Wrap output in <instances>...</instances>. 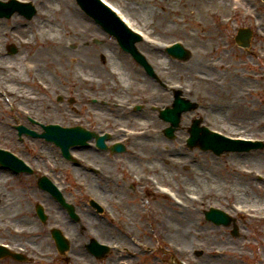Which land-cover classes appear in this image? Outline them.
<instances>
[{
    "label": "rangeland",
    "instance_id": "1",
    "mask_svg": "<svg viewBox=\"0 0 264 264\" xmlns=\"http://www.w3.org/2000/svg\"><path fill=\"white\" fill-rule=\"evenodd\" d=\"M29 1L37 10L32 20H23L17 14L8 20H0V43H6L3 54L8 55L12 65L19 60L20 54L29 63L27 69L12 77L0 69V93L9 87L13 93L8 94L14 103L24 102L35 117L45 121L72 124L76 117L97 112V117L110 123L117 134L115 138L127 140L126 152L116 155L100 152L96 157L83 152L84 157L102 164L107 172L97 175L85 161L72 164L64 160L52 143L40 139L17 140L11 126L26 123L14 111L10 112L4 98H0V136L3 141H8L7 145L39 166L53 169L56 164L59 167L55 176L61 183L57 186L65 191L66 200L73 205L80 220L79 223L72 221L36 185L26 188L24 193L20 178H8L7 184H1L0 188V241L14 247L23 246L25 260L18 262L6 257L0 259V264H264V221L235 213L233 199L209 196L203 202L195 203L184 198L187 196L184 189L193 197L204 186L213 183L223 186L227 178L238 179L236 174L240 166L264 172V148L218 157L185 146L188 128L193 120L200 118L202 125L228 137L264 142V3L261 0H173V4L166 7L172 8L173 14H165L160 3L105 0L133 28L141 29L142 24H146L143 32L150 34V41L156 40L152 38L155 37L163 45L179 43L190 52L187 60L179 61L168 56L165 50L153 51L150 41L137 44L161 81L167 84L168 88H163L144 76L115 39L87 17L75 0L68 1L78 8L81 22L88 27L78 30L71 40L66 34L67 11L60 10L62 0ZM143 9L151 14L142 13ZM43 12L46 17L41 18ZM42 21H46L45 27L58 30V39L67 52H62V57H69L72 62L56 61L48 51L39 53L37 59L35 46L21 43L24 37L34 35ZM240 28L253 31L249 52L240 49L234 41ZM15 34L22 35V39L16 38ZM9 46L16 49L15 54H8ZM161 60H166L167 65H160ZM213 62L219 64L217 70L211 68ZM114 64L124 68V71H118L126 75L122 87H110L109 79L118 82L109 70L112 66L117 67ZM33 65L37 66L36 76L48 85L46 90L41 91L37 86ZM10 72L15 74L13 69ZM201 75L209 77L206 80L210 84H204V79L198 78ZM22 76L29 79L26 88H21L24 85L19 80ZM81 77L94 80L87 84ZM171 88L181 91L183 98L198 103L197 109L182 115L174 140L163 135L168 124L158 118L160 109L171 107L174 95ZM24 92L32 97H24ZM57 97L63 100L58 102ZM73 99L75 101L71 103ZM93 99L104 100L107 104H94ZM134 105L141 106V110L135 113ZM145 123H150L157 133L152 143L159 148L157 152L143 150L139 146L142 140L117 133L120 126L136 130ZM227 129L234 130V134ZM42 154L48 155V162L41 160ZM167 160L181 163H166ZM147 165L155 166L153 174L161 183L171 186L180 206L185 209L156 194L151 184L135 182L134 175L145 174ZM252 185L258 189L255 196L264 195V185ZM15 193L22 195L17 197L13 208L19 215L3 216L4 202ZM99 200L108 202L124 216L128 226L126 235L111 228L105 212L98 213L92 206V203L98 205ZM37 204L43 207L47 216L45 223L35 213ZM210 208L226 213L232 219L230 226H216L206 221L204 212ZM20 227L36 232L16 238L12 229ZM52 228L68 239L70 248L64 255L56 249L50 233ZM91 240L113 244L117 248L107 252L104 259H95L85 249ZM179 248L188 253L178 254ZM217 249L225 250L223 258L209 259V252Z\"/></svg>",
    "mask_w": 264,
    "mask_h": 264
},
{
    "label": "bare ground",
    "instance_id": "2",
    "mask_svg": "<svg viewBox=\"0 0 264 264\" xmlns=\"http://www.w3.org/2000/svg\"><path fill=\"white\" fill-rule=\"evenodd\" d=\"M63 2L61 3V8L60 10L63 8L65 9V11H67L66 16H67V20L68 22L65 23V25L67 26L66 28V34L70 35L69 40L73 39L76 34L78 33V30H83L84 26L88 27V24H83L81 22V16L79 13V10L76 6H74L70 1L68 0H62ZM141 3L144 2H150V3H160V6H162V9L164 10L165 14L170 13L173 14V9L172 8H167L168 5L171 3L173 4V0H140ZM58 10V9H56ZM142 13L146 14L147 16L149 14H151V12L149 10H142ZM154 14V13H153ZM40 17L44 18L46 17L45 12L40 13ZM125 22L128 24V22L125 20ZM45 23L46 21H42L38 24L39 29L35 28V33H36V37L35 33L34 35H31L30 38L28 37H24L21 42L26 45V46H35V50H36V54L35 58H39L40 54L43 51H48L50 52V54L52 55V58L56 61H70L72 62L73 60L71 58H66L63 59L61 54L62 52H64V54H66L67 52H65V46L62 42L59 41L58 39V30L55 29L54 27L48 28L45 27ZM129 25V24H128ZM142 28H147L146 24H142ZM138 31V30H137ZM140 32V31H138ZM33 34V33H32ZM20 37H23L22 35H20ZM6 43L1 42L0 43V69H4L7 71V76L10 75V77H12L13 75L15 76L16 73L22 72L23 70L27 69L29 66L28 61H26L25 56H21L22 54H20V57H18V61L15 62V65H12L11 60L8 59V55H4V50L6 49ZM3 47V48H2ZM159 49V47H158ZM153 51H157L152 49ZM43 54V53H42ZM67 56H69L67 54ZM71 56V55H70ZM56 57V58H55ZM17 63V64H16ZM160 65H167L166 64V60H161ZM115 66L119 67V68H115L112 66V69H109L111 71L112 74H114L117 78L115 82L113 79H109L111 84L110 87L111 88H117V87H122V83H124V77H126V75L121 73H118V71L122 70L124 71V68L122 69L120 67V65L118 64H114ZM219 66L218 63L213 62L211 64V68L214 70H217V67ZM32 69H36L37 66L33 65L31 67ZM11 69H13L15 72V74H13V72H10ZM20 75V74H19ZM37 75V71H34V76ZM82 82L85 83H92L94 80L92 77H81ZM200 80L204 79L203 81L205 82L204 84H210V82H208L206 79H208L209 77H203L202 75L198 77ZM22 83H24V85H22L23 87L21 88H26V84H28L29 79L27 77H21L19 79ZM123 80V82L121 81ZM37 86L42 90L45 89V83L42 81L37 80ZM107 83V82H106ZM5 90L3 91L4 95H9L8 93H13V91L7 87L4 88ZM2 90V88L0 87V91ZM11 96V95H10ZM21 96V95H20ZM24 97L26 98H30L32 97L28 92H24L23 94ZM2 97V95H0V98ZM11 99V98H10ZM120 105V104H118ZM151 122V121H148ZM152 123V122H151ZM263 123H261L260 125H262ZM247 128H249L247 126ZM137 130V134H134L133 136H131V139H139L142 140L143 143L139 144V146L143 149V150H148L149 152H157V150L159 149L156 145H152V143L154 142V138L157 136V133L153 130L152 125L150 123H145L143 124L141 127H139ZM228 132H230L231 134H234V130H229L227 129ZM245 132H248L247 129L245 130ZM91 152V151H89ZM93 153V152H92ZM48 157V156H47ZM166 163H176L177 165H180L181 162H175L174 160H167ZM155 169V166L153 165H147L145 166V174L143 175V179L144 182H146V184L151 183L154 192L158 195H161L162 197H164L166 200L170 201L171 203L173 202V205L179 207L180 209H185L184 207L180 206V202L178 201L177 196L174 195L171 186L165 185L163 183L160 182V180L157 179V177L153 174ZM264 170V169H263ZM236 176L238 177V179L235 180H231V178H227L224 182V185L221 186L220 183H218V185H216V183H213L212 186H204L200 192H197L193 195V197H191V193L187 190L184 191L187 193V196H185L184 198L188 199L189 201H193L195 203H201L204 201V199H206L209 196H215V197H222V198H226V199H233V210L235 213H238L240 215L243 216H247L248 218H255L258 219L260 221H264V195L260 194V197H257L254 195V193L258 191V189L252 184H261L264 185V172L260 171L256 168H249V167H245V166H240L238 168L237 174ZM5 177L2 176V174L0 173V183H5ZM259 181L258 183L255 181ZM252 182V183H251ZM259 194V193H258ZM18 199H13L12 197H10L9 199L6 200V202H4V209H5V215L3 216H10L9 218H12L13 216H18L19 214L14 212L13 208L15 206V201ZM22 201V199L20 200ZM181 201L183 202V199H181ZM244 203L246 205H244ZM23 210H21L20 212H22ZM25 216H28L27 214H25ZM23 218V215L21 216ZM27 218V217H26ZM24 218V219H26ZM1 219V217H0ZM30 225V224H29ZM5 228L7 226L3 225ZM1 227V226H0ZM31 229V228H30ZM27 229V227H20V228H13L12 230L15 232V237L16 238H20V237H25L26 235H32L33 233L36 232V230H30ZM36 239V237H35ZM183 243H186V240L183 241ZM262 249L264 250V244L262 245ZM181 253L183 255H185L186 253H188V251H186L184 248H179L178 250V254ZM225 255V250L224 249H217L215 251H210L209 252V259H213L216 257H221ZM223 258V257H221ZM209 264V263H206Z\"/></svg>",
    "mask_w": 264,
    "mask_h": 264
},
{
    "label": "water",
    "instance_id": "3",
    "mask_svg": "<svg viewBox=\"0 0 264 264\" xmlns=\"http://www.w3.org/2000/svg\"><path fill=\"white\" fill-rule=\"evenodd\" d=\"M78 4L81 8L91 17H93L108 33L116 37L119 44L125 50H129L130 52L135 54L136 59L137 53L133 46V43L136 41V37L133 36L128 30H126L118 21L115 19L106 9L101 7L98 4L97 0H77ZM18 10L20 13L25 15L26 17L30 18L34 11L31 7H23L18 6L13 2H10L6 5L0 4V18L1 17H10V15ZM251 38V33L247 30H240L238 32V36L235 38L237 44L242 48H248L249 41ZM169 53L178 58L179 60H186L189 53L187 50L183 49L180 45H176L172 48ZM196 108V104H191L187 101H183L176 96L173 109H167L162 112V118L171 123L172 127L167 129L165 134L169 138H173V132L177 127L180 116L183 112L190 111ZM199 121H196L194 124L193 129L191 130V138L188 140V146L192 148L196 144L206 150L212 149L216 154H221L222 152H230V151H248L252 148L262 147L260 144L252 145H242L240 143H234L229 141H224L218 138L210 137L208 135H199V130L196 125H198ZM47 139L54 140L58 145L66 149L71 145V143L75 142L76 138L78 137L75 132H69V134L59 133L49 131L46 135H43ZM45 188L50 191V193L57 198V200H61L60 196L56 193V190L50 186L45 185ZM72 218L77 220V216L74 214V208L69 205H64ZM37 211L39 216L42 220H44V215L40 207H37ZM206 219L209 221L214 222L217 225L223 224L228 226L230 224V219L228 217L218 211V210H211L209 213H206ZM236 232V228L235 231ZM53 237L56 240L57 248L60 253H64L68 250V243L63 240L60 233L58 231H53ZM235 234V233H234ZM87 249L97 258H104L108 249L104 248L103 246L98 245L96 242H92L90 245L87 246ZM12 256L13 258L22 260L20 257H16L13 255L8 254L7 252L0 251L1 256Z\"/></svg>",
    "mask_w": 264,
    "mask_h": 264
},
{
    "label": "flooded vegetation",
    "instance_id": "4",
    "mask_svg": "<svg viewBox=\"0 0 264 264\" xmlns=\"http://www.w3.org/2000/svg\"><path fill=\"white\" fill-rule=\"evenodd\" d=\"M142 70V69H141ZM143 71V70H142ZM144 76H146L147 78H149L150 80H152L153 82H155L153 79H151L150 77H148L145 72L143 71ZM75 99H73L71 101V103H74ZM93 115V117H92ZM66 125V127H80L82 129H85L86 131L92 132L94 134H96L98 137H104V143L103 145L106 147V150H100L98 149V147L96 146V140H93L91 143V146L88 147L87 149H78V156L79 158L82 160V162H86L88 164H91L93 167L91 168L92 171L97 174V175H104L105 173L107 174V172L105 171L104 167L102 164L96 162V161H92L90 159H87L86 157H84L82 155V153L86 152V153H90L93 155V157H96V153H109L110 155H116L113 154L111 152V148L117 144H122L124 147V152H126V143L123 141V139L121 140L120 138H115L117 137V134L111 129L110 123L108 121H106L104 118H99L97 117V112L94 113H88L87 116L84 117H76L73 119V123L72 124H64ZM105 126V128H103ZM34 130V129H31ZM4 138H2L0 136V148H2L3 146H5V150L10 152L12 155H14L16 158L19 157V151L16 148L11 147L10 145H7L6 143L8 141H3ZM9 147V148H8ZM91 151V152H89ZM93 152V153H92ZM118 154H122V153H118ZM22 158H25V165L24 166H20V170H16L19 169V166H17V168H8V167H4L2 165H0V173L2 174L3 177H5V183H0V188H2L1 184H7V179L8 178H16V179H21L22 183L24 184V193H26L27 189H31L34 188V186L36 185L37 181L45 176V172L46 173H51V171H49L48 167H39V166H35L33 165V162L30 161V163L27 160V155L22 154L21 156ZM80 163L79 161H76L75 163L78 164ZM77 166V165H76ZM111 176L109 175L108 178H110ZM18 182V180H17ZM11 185H9L10 187ZM16 194V193H15ZM28 194V193H27ZM21 195V194H16V195H12L13 199H17V197ZM22 196V195H21ZM106 202V201H105ZM17 204V203H16ZM107 205V211L109 212V221H110V227L111 228H115L116 230L123 232L124 230H126L128 228V226H126V221L124 220V216L118 211L115 210L114 207H112L108 202H106ZM15 208V206H14Z\"/></svg>",
    "mask_w": 264,
    "mask_h": 264
}]
</instances>
